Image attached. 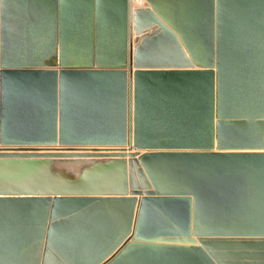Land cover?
Listing matches in <instances>:
<instances>
[{
	"label": "water",
	"instance_id": "1",
	"mask_svg": "<svg viewBox=\"0 0 264 264\" xmlns=\"http://www.w3.org/2000/svg\"><path fill=\"white\" fill-rule=\"evenodd\" d=\"M0 0V264H264V0Z\"/></svg>",
	"mask_w": 264,
	"mask_h": 264
},
{
	"label": "crops",
	"instance_id": "2",
	"mask_svg": "<svg viewBox=\"0 0 264 264\" xmlns=\"http://www.w3.org/2000/svg\"><path fill=\"white\" fill-rule=\"evenodd\" d=\"M30 5H31V1L30 0H26L25 3V14L22 13L21 17L15 22L13 20H11L10 22H8L9 24V28L10 30H17V29H25L28 30L29 28L31 29V10H30Z\"/></svg>",
	"mask_w": 264,
	"mask_h": 264
}]
</instances>
